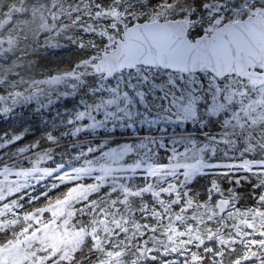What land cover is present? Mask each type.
<instances>
[{
  "label": "snow or ice",
  "instance_id": "6c2138e0",
  "mask_svg": "<svg viewBox=\"0 0 264 264\" xmlns=\"http://www.w3.org/2000/svg\"><path fill=\"white\" fill-rule=\"evenodd\" d=\"M0 15V118L54 113L38 139L0 134V264H264V0Z\"/></svg>",
  "mask_w": 264,
  "mask_h": 264
},
{
  "label": "trees",
  "instance_id": "16d2710c",
  "mask_svg": "<svg viewBox=\"0 0 264 264\" xmlns=\"http://www.w3.org/2000/svg\"><path fill=\"white\" fill-rule=\"evenodd\" d=\"M64 111H65L64 108L61 107V112H64ZM52 114L54 113L50 114V113L45 112L43 116L34 118L32 112L20 110L19 112H17V115L11 117V119H8V118L0 119V134H2L4 130H11L12 127L19 126L21 123H23L24 127H26L29 130V139L30 140L38 139L41 135H43L45 125L48 123L49 116ZM121 131H124V130H121ZM127 131L129 133H133V135H136V133H134L132 129H129ZM146 134L147 133H139V135H146ZM118 138L121 139L122 142L124 140L130 139L127 134L125 136L118 137ZM236 155L238 156L239 153H237ZM59 158L60 157L58 155L57 159Z\"/></svg>",
  "mask_w": 264,
  "mask_h": 264
},
{
  "label": "rangeland",
  "instance_id": "374dc122",
  "mask_svg": "<svg viewBox=\"0 0 264 264\" xmlns=\"http://www.w3.org/2000/svg\"><path fill=\"white\" fill-rule=\"evenodd\" d=\"M0 19H3L2 15H0ZM28 53L29 55L23 56V59L25 61H28L29 59H33V60L37 59L36 54H33L31 49H28ZM40 53H44V50L40 49ZM74 58H75V52L72 50L71 46L60 49H52L47 54V59L43 61L45 65L36 68L33 75L35 76L36 79H43L48 74V72H51L52 74H56L57 70L67 69L69 65L73 62ZM4 94H5L4 92L0 93V95H4Z\"/></svg>",
  "mask_w": 264,
  "mask_h": 264
},
{
  "label": "flooded vegetation",
  "instance_id": "af4514ba",
  "mask_svg": "<svg viewBox=\"0 0 264 264\" xmlns=\"http://www.w3.org/2000/svg\"><path fill=\"white\" fill-rule=\"evenodd\" d=\"M8 27H10V25H9ZM5 31H6V30H5ZM5 31H1V32H0V35L4 34ZM49 64H50V63H49ZM43 65H45V63H43ZM0 93H2V92H0Z\"/></svg>",
  "mask_w": 264,
  "mask_h": 264
},
{
  "label": "water",
  "instance_id": "95a60500",
  "mask_svg": "<svg viewBox=\"0 0 264 264\" xmlns=\"http://www.w3.org/2000/svg\"><path fill=\"white\" fill-rule=\"evenodd\" d=\"M3 31V30H0V32Z\"/></svg>",
  "mask_w": 264,
  "mask_h": 264
}]
</instances>
